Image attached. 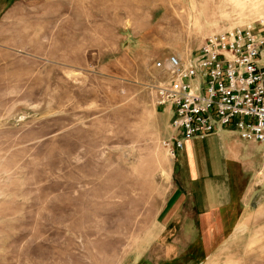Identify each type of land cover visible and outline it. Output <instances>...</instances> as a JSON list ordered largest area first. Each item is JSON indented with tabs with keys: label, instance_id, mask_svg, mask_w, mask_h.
Here are the masks:
<instances>
[{
	"label": "rangeland",
	"instance_id": "obj_1",
	"mask_svg": "<svg viewBox=\"0 0 264 264\" xmlns=\"http://www.w3.org/2000/svg\"><path fill=\"white\" fill-rule=\"evenodd\" d=\"M261 23L264 0H0V264H264V145L248 218L165 217L188 180L156 67Z\"/></svg>",
	"mask_w": 264,
	"mask_h": 264
},
{
	"label": "built area",
	"instance_id": "obj_2",
	"mask_svg": "<svg viewBox=\"0 0 264 264\" xmlns=\"http://www.w3.org/2000/svg\"><path fill=\"white\" fill-rule=\"evenodd\" d=\"M156 67L172 83L157 88V105L172 111L170 150L234 129L244 141L264 145V23L207 38L193 60L171 56Z\"/></svg>",
	"mask_w": 264,
	"mask_h": 264
},
{
	"label": "crops",
	"instance_id": "obj_3",
	"mask_svg": "<svg viewBox=\"0 0 264 264\" xmlns=\"http://www.w3.org/2000/svg\"><path fill=\"white\" fill-rule=\"evenodd\" d=\"M162 110L172 121V111ZM252 144L242 140L234 129H219L205 139L186 141L184 149L178 152V159H182L188 190L180 188L179 196L168 205L165 217L173 215L174 221L185 218L188 229H192L195 220L203 224V229H225L227 224L232 226L248 218L250 211L244 209L248 200L245 186L235 182L241 164L252 154L247 151ZM183 193L191 196L187 214L183 213L184 203L180 199ZM179 222H174V228Z\"/></svg>",
	"mask_w": 264,
	"mask_h": 264
}]
</instances>
